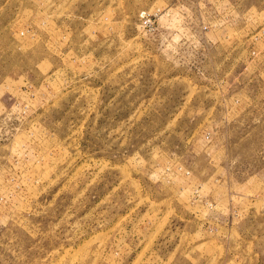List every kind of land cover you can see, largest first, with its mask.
Masks as SVG:
<instances>
[{
    "label": "rangeland",
    "instance_id": "374dc122",
    "mask_svg": "<svg viewBox=\"0 0 264 264\" xmlns=\"http://www.w3.org/2000/svg\"><path fill=\"white\" fill-rule=\"evenodd\" d=\"M0 264H264V0H0Z\"/></svg>",
    "mask_w": 264,
    "mask_h": 264
},
{
    "label": "built area",
    "instance_id": "2783aa9c",
    "mask_svg": "<svg viewBox=\"0 0 264 264\" xmlns=\"http://www.w3.org/2000/svg\"><path fill=\"white\" fill-rule=\"evenodd\" d=\"M143 16H146V14H143ZM152 23V22H151Z\"/></svg>",
    "mask_w": 264,
    "mask_h": 264
}]
</instances>
